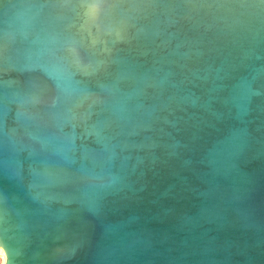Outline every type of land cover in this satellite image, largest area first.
<instances>
[{
	"label": "water",
	"instance_id": "water-1",
	"mask_svg": "<svg viewBox=\"0 0 264 264\" xmlns=\"http://www.w3.org/2000/svg\"><path fill=\"white\" fill-rule=\"evenodd\" d=\"M0 253L264 264V0H0Z\"/></svg>",
	"mask_w": 264,
	"mask_h": 264
},
{
	"label": "snow or ice",
	"instance_id": "snow-or-ice-1",
	"mask_svg": "<svg viewBox=\"0 0 264 264\" xmlns=\"http://www.w3.org/2000/svg\"><path fill=\"white\" fill-rule=\"evenodd\" d=\"M96 2V0H84V4L85 5H92ZM94 13V9H92L91 7L87 8L86 14L87 15H92Z\"/></svg>",
	"mask_w": 264,
	"mask_h": 264
},
{
	"label": "rangeland",
	"instance_id": "rangeland-1",
	"mask_svg": "<svg viewBox=\"0 0 264 264\" xmlns=\"http://www.w3.org/2000/svg\"><path fill=\"white\" fill-rule=\"evenodd\" d=\"M6 260V256L3 253H0V264H4Z\"/></svg>",
	"mask_w": 264,
	"mask_h": 264
}]
</instances>
